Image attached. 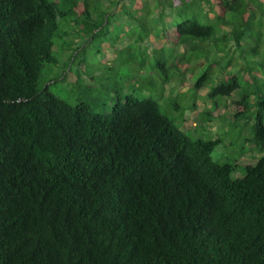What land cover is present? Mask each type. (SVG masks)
<instances>
[{
    "label": "trees",
    "instance_id": "obj_1",
    "mask_svg": "<svg viewBox=\"0 0 264 264\" xmlns=\"http://www.w3.org/2000/svg\"><path fill=\"white\" fill-rule=\"evenodd\" d=\"M70 1L0 0V264H264V156L233 180L235 166L212 157L219 139H192L152 99L116 96L102 113L98 101L71 105L49 91L42 69L56 62L60 21L87 14V38L104 23L102 11L90 17L94 4ZM200 2L128 0L122 21L132 19L136 40L161 26L153 36L165 38L168 11L181 19L174 44L206 58L204 43L222 48L227 36L202 24ZM214 5L230 15L240 65L207 98L236 95L234 115L254 118L264 152V0Z\"/></svg>",
    "mask_w": 264,
    "mask_h": 264
},
{
    "label": "rangeland",
    "instance_id": "obj_2",
    "mask_svg": "<svg viewBox=\"0 0 264 264\" xmlns=\"http://www.w3.org/2000/svg\"><path fill=\"white\" fill-rule=\"evenodd\" d=\"M113 1L86 0L88 4L95 5V11L89 8L91 18L98 19L99 11L104 13L103 27L97 35L95 31L89 38L84 36L82 23L88 20L87 14L65 17L60 21L62 38L56 41L53 49L56 62L44 63L42 69V77L51 81L49 91L71 105L79 99L98 101L102 113L111 110L116 96L122 99L126 96L139 100L152 99L160 106V111L180 129L187 131L186 135L192 139H219L220 143L212 153L213 159L235 166L231 179L244 177L246 169L264 156V152L253 143L251 127L254 118L246 121L241 116L235 117L236 95L214 101L207 98L211 87L235 72L240 65L239 49L235 46L232 31L229 32L232 28L230 15L219 13L214 0H201L199 7L206 22L202 21V24L213 27L218 39H222L223 35L227 39L218 41L222 48L210 42L204 43L207 57L196 59L184 46L173 42L176 24L181 19L173 24L170 21L165 23L167 37L153 36L155 29H162V26L152 27V35L145 41H139L133 38L139 35L136 27L129 25L128 21L123 22L125 16L113 14L115 3L119 0ZM126 1L120 2L124 4ZM146 1L153 3V0ZM79 7L83 9V4ZM63 8L59 5L61 12ZM198 11L197 8L192 13ZM166 13L163 14L166 16ZM261 22L264 29V19ZM249 45L241 43V49L253 47ZM258 48L263 54L264 47L260 45ZM257 58L249 52L246 61L255 67ZM208 66L212 80L194 89L193 82ZM258 73L263 76L264 69Z\"/></svg>",
    "mask_w": 264,
    "mask_h": 264
},
{
    "label": "crops",
    "instance_id": "obj_3",
    "mask_svg": "<svg viewBox=\"0 0 264 264\" xmlns=\"http://www.w3.org/2000/svg\"><path fill=\"white\" fill-rule=\"evenodd\" d=\"M113 1V0H112ZM113 2H115V1H113ZM173 2H174V5H176V0H173ZM138 3L140 4V2L138 1H136L135 2V4L132 6V8L131 7H129V9L131 10V11H133V13L135 14V10H136V8H139V6H138ZM126 4H128L127 3V1L125 2V5ZM114 10V15H122V10H123V4L122 3H120L118 6H115V8L113 9ZM167 13H168V11H166ZM165 16V15H164ZM128 21H130V20H132L131 18H129V17H127L126 18ZM167 21L169 22L170 20L168 19L167 20V17L165 16L164 17V22L165 23H167ZM147 23H150L151 22V20H150V18H147V21H146Z\"/></svg>",
    "mask_w": 264,
    "mask_h": 264
}]
</instances>
